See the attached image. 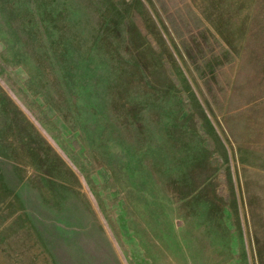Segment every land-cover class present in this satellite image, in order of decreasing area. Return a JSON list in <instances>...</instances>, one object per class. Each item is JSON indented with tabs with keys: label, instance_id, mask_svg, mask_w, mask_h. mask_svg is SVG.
Returning <instances> with one entry per match:
<instances>
[{
	"label": "rangeland",
	"instance_id": "374dc122",
	"mask_svg": "<svg viewBox=\"0 0 264 264\" xmlns=\"http://www.w3.org/2000/svg\"><path fill=\"white\" fill-rule=\"evenodd\" d=\"M0 264H264V0H0Z\"/></svg>",
	"mask_w": 264,
	"mask_h": 264
}]
</instances>
